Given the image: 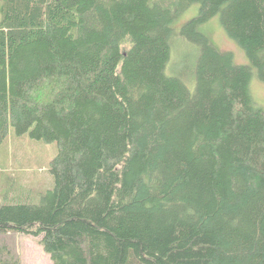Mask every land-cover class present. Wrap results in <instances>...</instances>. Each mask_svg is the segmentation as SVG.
I'll return each instance as SVG.
<instances>
[{"label":"trees","instance_id":"obj_1","mask_svg":"<svg viewBox=\"0 0 264 264\" xmlns=\"http://www.w3.org/2000/svg\"><path fill=\"white\" fill-rule=\"evenodd\" d=\"M217 15L248 64L200 29ZM254 69L264 0H0V143L58 149L39 204L0 203V235L53 264H264Z\"/></svg>","mask_w":264,"mask_h":264},{"label":"rangeland","instance_id":"obj_2","mask_svg":"<svg viewBox=\"0 0 264 264\" xmlns=\"http://www.w3.org/2000/svg\"><path fill=\"white\" fill-rule=\"evenodd\" d=\"M198 7V4L192 5L179 22L195 16ZM200 29L218 49L232 52L236 62L249 63L244 48L228 36L219 15L202 24ZM168 67L170 69V65ZM250 89L254 101L264 110V81L258 78L256 69ZM57 150L56 142L33 139L29 135L14 137L10 134L8 141L0 143V203L25 201L39 204L43 195L54 186L49 167ZM0 245L11 248L22 264H53L40 243V237L25 233L0 235Z\"/></svg>","mask_w":264,"mask_h":264}]
</instances>
